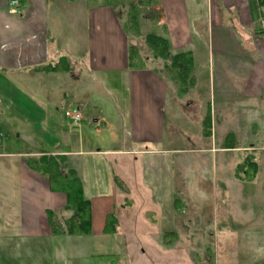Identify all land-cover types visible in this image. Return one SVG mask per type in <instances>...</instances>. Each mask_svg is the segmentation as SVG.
I'll use <instances>...</instances> for the list:
<instances>
[{"label":"crops","instance_id":"crops-1","mask_svg":"<svg viewBox=\"0 0 264 264\" xmlns=\"http://www.w3.org/2000/svg\"><path fill=\"white\" fill-rule=\"evenodd\" d=\"M125 1L130 8L119 7L120 5L116 8H91L89 0H17L18 11L11 13L10 0H0V89L16 87V93L30 96L35 109L42 113L39 119L43 126L48 125L49 121L57 124L55 113H60L65 121L61 118L62 123L58 128L64 130V135L72 131L77 144V148L69 151L59 149L53 142L56 148L52 147L48 151L0 153V159L8 156L22 157L16 168L17 172L8 162L3 164L2 167L5 168L0 169V239L3 242L0 247L5 254H13L15 240H19V244L23 243L24 251L38 250L42 254L33 245L43 239L59 236L51 232L47 211H61L66 197L63 193L50 190L46 176L27 167L23 158L31 155L59 156L64 163L78 157V168L67 166V163L65 166L74 170L81 180L83 196L89 200L91 208V232L87 235L93 232L92 228L96 230L94 235L98 234L99 239L105 242L103 254H108L106 245L113 236L120 233H104L106 216L117 208H127L134 191L142 190L148 196L147 205L151 209L147 210V214H153L152 208H157V214H164L163 226L156 237L162 239L163 253L170 252L165 247L172 244V239L177 240L175 246L179 248L184 246L182 244L185 239L195 240L201 235V227L195 224L200 223V219L204 217H199V214L180 215L177 210L180 202L173 193L175 187L170 186L173 184L174 174L185 172L187 166L184 160L176 164V172L173 166L161 170V182L157 180L160 172L158 169H150L148 180L135 169V164L141 157L169 155L176 149L153 147L156 142L162 143L165 137V112L170 101L168 77L145 66L129 64L128 47L134 45L131 39L134 40L136 30L142 28L139 21H154L155 17L152 14H143L142 7L138 5L140 17L136 19L132 8L137 5L135 0ZM151 1L159 9L157 22L168 20L172 32L176 30V37L169 32L164 37L171 52H188L191 55L192 67L187 80H193L192 86L195 85L194 79L201 75L200 71L211 70V64L217 62L220 65L219 80L221 79L217 87L221 93L228 94L225 89L233 86L242 96L248 98L264 94V34L258 33L259 19L264 17V2L170 0L172 6L163 7L162 0ZM127 33L130 40H127ZM148 35L154 34L141 36L145 39ZM63 58L66 59L64 66L50 69L58 61L61 63ZM226 58L233 64L240 60L251 63L252 70L246 74L240 72L242 75L239 70L236 74L228 71L227 63L224 62ZM167 74L170 75L169 70ZM105 81L113 87L112 98L107 94ZM225 82L228 87H223ZM182 83L178 84L181 95L189 91L186 87L182 88ZM96 93L109 96L116 110L113 120L119 127L121 143L108 149H83L81 146L89 138H85L83 131L78 129L79 126L85 121L96 125L105 119L99 107L90 103ZM181 95L179 97L182 99ZM193 95L192 101L185 100L186 106L197 112L195 119L201 121L202 126L206 124L209 127L205 134L201 126L198 137L208 140V147L188 149L195 154L194 158L202 156L201 153H205L207 157L209 154L212 161L214 160L213 163L217 165L221 158L225 166L228 162L234 163L235 153H251L262 149L264 151V147L235 146L229 141L233 139L230 127L236 128L234 120L247 115L240 112L245 107L240 111H233L230 101L217 103L213 111L210 106L204 120H201L199 95ZM28 101L31 102L29 99ZM172 104L175 105V102ZM0 105L3 109L7 106L3 104L1 96ZM3 109L0 112V122L6 123ZM21 109L24 110L23 107ZM65 110H78L82 115L79 124H71L64 116ZM35 124L36 121L34 126ZM125 129H128L129 135L124 138L126 141H122V132ZM52 130L56 132L57 126H53ZM96 130L99 131L98 128ZM16 135L20 136L19 133ZM64 141L67 143V139ZM237 162L235 166L238 165ZM123 166L128 178L120 174ZM193 168V174L196 175L201 165H194ZM217 186L215 180V192ZM163 208L166 210H162ZM152 236L155 238L154 234Z\"/></svg>","mask_w":264,"mask_h":264},{"label":"rangeland","instance_id":"rangeland-1","mask_svg":"<svg viewBox=\"0 0 264 264\" xmlns=\"http://www.w3.org/2000/svg\"><path fill=\"white\" fill-rule=\"evenodd\" d=\"M162 1L163 7L172 6L170 0ZM172 1L174 2V0ZM89 4L91 8L99 6L116 8L118 5L130 8L129 3L125 0H89ZM135 4L137 5H133L132 8L136 19L140 17L138 5L142 7L143 14H152L155 18H153L154 21H139L142 28L136 30L135 39H131V41L139 49L146 68L168 77L170 101L167 103L165 112V137L162 143L156 142L153 147L176 149L169 155L141 157L135 164V169L148 180L150 169L156 168L160 171L157 180L161 182L163 178L161 170H165L167 166H173L176 172V164L184 160L187 166L185 172L174 174L173 184L170 186L175 187L173 193L180 202L177 208L180 215L192 214L196 216L199 214V217H201L200 215L204 217L200 219V223L195 224L201 227L200 237L195 240L185 239L182 244L184 246L180 245L182 247L179 248L175 246L177 240L172 239L170 240L172 244L165 247V250L170 252L163 253L161 251L163 248L162 239L156 237L163 226L162 217L164 214H157V208H152L154 209L153 214H147V210H150L151 207L147 205L148 196L141 190V192L134 191L132 201L127 208L124 210L115 209L117 221L115 230L120 233L113 236L108 244L106 243L108 254L102 253L105 242H102L103 239H99L98 234L94 235L96 230L92 228L93 232L90 235L79 237L59 235L35 243L33 247H38L42 254L38 250L24 251L23 243L19 244L20 241L15 240L13 254L12 252L5 254L0 247V264H38L40 262L44 264L46 262L48 264H264V151L262 149L251 153H235V159L232 155L234 163L228 162L225 165L226 168H224L221 158L218 159L216 165L209 154L207 157L205 153H201L202 156L194 158L195 154H192V151L188 149L208 147V140L198 139V137L202 127L205 134L209 127L206 124L202 126L201 121L195 119L197 112L195 113L191 107H187L185 102V100L187 102L193 100V93L195 96L199 95L200 106L198 108L202 116L201 120L210 106L213 111L217 103L230 101L233 111H240L245 107L240 112L247 115L245 118L234 120L236 128L230 127V135L233 139L229 141L235 146L264 147V94L256 96V98H248L242 96L233 86L231 89L230 87L224 88L228 94L221 93L220 88L217 87L221 81V79L219 80L220 65L216 62L211 64V70L200 71L201 75L194 79L195 85H191L193 82L191 78L186 81L187 84L182 83V88L186 87L189 91L181 95L182 92L178 91V74L173 70L170 71V75L167 74L168 69L165 64L169 61L153 58L145 39L141 36L142 34H154L165 37L169 32L173 37H176V30L172 32V26L169 25L168 20L157 22L158 17L156 16L159 14V9L155 2L135 0ZM172 10L174 11L173 7ZM129 24L131 23L129 22ZM126 37L127 40H130L128 33ZM141 56L138 55L137 58ZM214 59L217 61V58ZM241 61L233 64L228 58L224 59L229 67H227L228 71L236 74L239 70V73L246 74L252 68L251 63ZM241 73L240 75H242ZM105 87L107 94L109 93L111 98L114 97L111 84L105 81ZM223 87H228V84L225 82ZM3 89L5 88H1L0 91ZM17 90L16 87L8 86L0 95L3 104L7 105L4 109L0 105V112L3 109V117L7 121L6 123L0 122V153L4 151L7 153L48 151L55 145L63 151L77 148L74 133L70 131V134L64 135V130L58 128V125L62 123L61 118L65 121L60 113H55L57 124L49 121L48 125L43 126L39 119L42 113L35 109L31 97L16 93ZM179 95L182 96V99ZM174 102L175 105L172 104ZM90 103L99 107L105 119L104 122H97L96 125L88 124L85 121L79 126L78 129L83 131L85 138H89L85 140L81 148L108 149L120 145L119 127L113 120L116 110L109 100V96L104 97L103 94L96 93ZM22 107L24 110L21 109ZM89 109H93V107H89ZM34 120L36 121L35 126ZM167 125H173L175 128ZM53 126H57L56 132H53ZM74 126L72 128L75 130ZM97 128L99 131L96 130ZM16 133H19L20 136ZM122 133V141H126L124 138L129 135L128 129ZM64 139H67V143ZM68 142L71 143L68 144ZM248 154H252L251 158L257 162L259 168L256 173L244 164ZM20 161H22V157L18 156L2 158L0 159V169L5 168L2 166L8 162L16 171ZM235 162L239 164V167L245 166L244 172H241L240 168L238 170L233 168V166L236 167ZM66 163L67 166L72 165L78 168V157L68 159ZM114 163L116 162L114 161ZM194 165H198V167L201 165V168L196 171V175L193 174ZM124 167L121 168L120 174L124 178H128ZM215 180L218 185L216 192ZM193 201L196 202V205ZM30 207L33 206L30 205ZM153 234L155 238H153ZM1 243L3 242L0 239V245Z\"/></svg>","mask_w":264,"mask_h":264},{"label":"trees","instance_id":"trees-1","mask_svg":"<svg viewBox=\"0 0 264 264\" xmlns=\"http://www.w3.org/2000/svg\"><path fill=\"white\" fill-rule=\"evenodd\" d=\"M261 3L264 0H259ZM258 33L264 34V28H259ZM145 43L156 59L169 61L166 63V69L175 71L179 82H185L188 79L189 71L192 67L191 55L186 53L174 54L169 49L166 38L155 35H148ZM140 55L139 49L135 45H129L128 56L131 66H144V61ZM50 69L55 70L66 64V59L60 61ZM244 164L253 172L257 171V162L251 157L245 158ZM25 163L27 167L40 175L46 176L49 180L50 190L63 193L66 197L65 206L61 211H47V220L51 232L58 235H87L91 232V208L88 199H85L82 193V185L79 176L74 170L68 169L63 162L62 157L51 155L26 156ZM243 164V163H242ZM239 165V164H238ZM236 166L238 170L244 172L245 166ZM115 210L107 214L104 226V233L115 234L116 232Z\"/></svg>","mask_w":264,"mask_h":264},{"label":"built area","instance_id":"built-area-1","mask_svg":"<svg viewBox=\"0 0 264 264\" xmlns=\"http://www.w3.org/2000/svg\"><path fill=\"white\" fill-rule=\"evenodd\" d=\"M9 11L11 13H17L18 2L17 0H10ZM260 28H264V19L259 21ZM64 116L68 119L71 124L77 125L82 119V115L78 110H65Z\"/></svg>","mask_w":264,"mask_h":264}]
</instances>
